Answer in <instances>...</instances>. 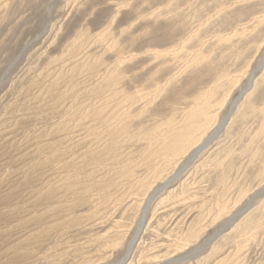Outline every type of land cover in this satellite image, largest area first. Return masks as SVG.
<instances>
[{"label": "rangeland", "instance_id": "rangeland-1", "mask_svg": "<svg viewBox=\"0 0 264 264\" xmlns=\"http://www.w3.org/2000/svg\"><path fill=\"white\" fill-rule=\"evenodd\" d=\"M80 36L97 76L40 104ZM220 262L264 264V0H0V264Z\"/></svg>", "mask_w": 264, "mask_h": 264}, {"label": "bare ground", "instance_id": "bare-ground-1", "mask_svg": "<svg viewBox=\"0 0 264 264\" xmlns=\"http://www.w3.org/2000/svg\"><path fill=\"white\" fill-rule=\"evenodd\" d=\"M81 37V36H80ZM88 46V43H87V39H86V36H82L81 38H78L74 44V47L73 49L70 51V55L69 56H72L73 54H75L74 56H81L80 58L76 59L74 61V63L67 65L66 68L63 70V72L59 73L55 78L51 79L49 82H47L45 84L44 87H41V89H39V85L41 84V82H44L46 80V77L44 76V78L42 77V79L37 82L36 84H34V88L39 89L38 91V97L37 98H40L38 99L39 100V103L40 104H43L44 103V98L43 97H51V96H54L55 99L54 102L56 103L57 101H59L61 98H65L66 96L62 93L60 94L57 93L58 91H60V89H64V88H70V87H77V85L74 84V82H76V79H79L80 77H83L85 76L86 74H89V79H91L92 77L94 78V76H97L96 75H91L90 74L92 73V70L94 69L95 65L98 64V59L99 58H96L92 55H89L87 52L84 53V50L85 48ZM76 58V57H75ZM61 61V60H60ZM66 62V61H65ZM71 62V61H70ZM64 63V62H63ZM98 68V67H97ZM96 69V68H95ZM98 70V69H97ZM94 72V71H93ZM44 75V74H43ZM100 76V75H99ZM92 78V79H93ZM103 78V77H101ZM91 79V80H92ZM84 80V79H83ZM82 80V81H83ZM90 81V80H89ZM78 83V82H77ZM86 83V82H85ZM106 83V82H105ZM109 83V82H108ZM82 84V83H80ZM89 84V83H88ZM95 84V83H94ZM93 84V85H94ZM99 84V83H98ZM64 85V86H63ZM66 85V86H65ZM86 85V84H85ZM92 85V86H93ZM84 86V85H83ZM87 86V85H86ZM114 85L112 84H104V85H98L94 90H92L91 92V97L86 99V100H81L82 102H78L82 105H80L79 107H75L74 110H75V113L73 116H70L71 118H73L74 120L73 121H68L65 123L66 127H74V126H80V127H84L86 126V124L88 123H94V121H96V117L98 116H102L101 118H103V115L106 113V111H108L109 109V106L107 104H103L102 102H99L98 104V97L99 95L105 93L106 91L110 90L109 88H113ZM82 87V86H81ZM89 88V87H88ZM92 89V88H91ZM112 90V89H111ZM63 91V90H61ZM87 91V89H86ZM115 91V89H114ZM113 91V92H114ZM112 92V94H113ZM108 93V92H107ZM110 93V91H109ZM86 94V93H85ZM111 94V93H110ZM116 96H119L117 95V93H115ZM90 95V94H89ZM104 95V94H103ZM109 95V94H108ZM110 96V95H109ZM113 96V95H112ZM89 97V96H88ZM94 97H97V99H94ZM76 98V97H75ZM108 98V97H107ZM115 98V97H114ZM100 99V98H99ZM109 99V98H108ZM73 100V99H72ZM97 101V102H96ZM104 101V100H103ZM107 101V100H105ZM53 102V103H54ZM113 104V103H112ZM55 105V104H54ZM111 105V104H110ZM56 106H59V105H56ZM111 107V106H110ZM104 113V114H103ZM108 113H111V112H108ZM204 110H197L195 111V118L198 116V115H202L204 114ZM206 114V113H205ZM115 115V114H114ZM105 117L104 116V120H105ZM115 117V116H114ZM211 117V116H210ZM109 118V117H108ZM212 118V117H211ZM110 119V118H109ZM99 120V119H98ZM103 120V119H102ZM111 121V120H110ZM197 121V120H196ZM200 121H203L204 120H200ZM209 121V120H208ZM104 122V121H103ZM106 122V121H105ZM104 122V123H105ZM92 123V124H93ZM207 124V122H205ZM91 124V125H92ZM96 124V122H95ZM100 124V123H99ZM119 125V124H118ZM88 126V125H87ZM94 126V125H93ZM107 126V125H106ZM120 126V125H119ZM192 126V125H191ZM205 126V125H204ZM203 125L201 126H198V125H194L193 127L190 128L189 131H187L189 134L192 133L190 135V139L189 141L193 140L194 142V135L202 130V128L204 127ZM78 127V128H80ZM96 127V126H95ZM95 127H93L95 129ZM104 127V126H103ZM114 127V126H113ZM92 128V129H93ZM99 128V127H98ZM101 128V127H100ZM100 128L98 130H100ZM205 128V127H204ZM82 129V128H80ZM113 129V128H112ZM117 129V128H116ZM115 129V130H116ZM89 131V129H87ZM73 133V132H72ZM86 133V132H85ZM90 133V132H89ZM92 133V132H91ZM94 133V132H93ZM92 136V135H91ZM95 137V134L93 135ZM102 138V137H101ZM94 141V140H93ZM96 141V140H95ZM188 141V137L185 138L184 140H181L179 142H181L180 144H178L177 147H173V149L177 150L178 152L182 151L183 149V144H186ZM120 143L119 140H117V138H111L109 140L107 139H98L95 144L93 145L95 147V145H97L98 149H96V160L98 161H101L103 160L104 158H106L107 156H110L111 153L113 152L114 150V147L115 145H118ZM204 145L200 146L198 149H196L194 151V154L195 153H198L199 151H201L203 149ZM167 150V148H166ZM184 150V149H183ZM172 151V149H171ZM176 153V152H175ZM162 154V153H161ZM170 154V153H169ZM168 155V154H167ZM172 155V154H171ZM169 156V155H168ZM127 159V158H126ZM125 160V159H124ZM181 175V173L179 172L177 175H175L172 179H170L169 181H167L165 184H164V188L169 186L171 184V182L173 180H176L179 176ZM140 229L141 227L138 229V232H137V235L139 234L140 232ZM134 243H135V240H133L129 246V249H128V252H127V255H130L131 252H132V249H133V246H134ZM126 259V258H125ZM219 264H223V262H220Z\"/></svg>", "mask_w": 264, "mask_h": 264}]
</instances>
